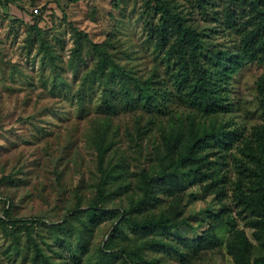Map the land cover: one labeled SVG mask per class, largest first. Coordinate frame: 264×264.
Wrapping results in <instances>:
<instances>
[{"label":"trees","instance_id":"trees-1","mask_svg":"<svg viewBox=\"0 0 264 264\" xmlns=\"http://www.w3.org/2000/svg\"><path fill=\"white\" fill-rule=\"evenodd\" d=\"M144 4L143 31L157 61L146 75L121 63L116 32L94 42L70 28L65 59L39 27L42 11L26 22L0 9L25 29L27 54L47 60L49 93L59 87L71 95L95 153L92 183L74 189L71 199L58 195L63 211L56 221L13 217L12 197L2 199L0 228L12 243L0 264L12 255L20 264H198L221 247V228L228 229L224 248L233 264H264V0H188L187 11L173 0ZM196 9L212 27L196 23ZM251 67L261 70L252 111L232 88ZM122 116H131L151 141L149 164L140 170L117 148L113 120ZM74 133L59 147L64 157L52 168L50 186L60 185L58 167L66 171L69 160L76 162ZM194 187L219 207L205 222L187 212ZM198 226V235L188 232Z\"/></svg>","mask_w":264,"mask_h":264},{"label":"rangeland","instance_id":"rangeland-1","mask_svg":"<svg viewBox=\"0 0 264 264\" xmlns=\"http://www.w3.org/2000/svg\"><path fill=\"white\" fill-rule=\"evenodd\" d=\"M0 1L3 13L26 22L30 21L31 12L42 11L39 27L49 31L50 39L65 59L72 47L70 28L75 27L87 33L94 42L116 32L122 45L120 62L134 67L141 74L146 75L157 62L143 31V24L149 19L144 13L145 0H15L7 7H4L5 0ZM173 3L177 9L188 10V0H173ZM193 18L201 27L213 26L203 22L197 9L193 10ZM25 35L21 25L0 15V217L3 216L2 199L11 196L13 217L56 221L63 211L58 195L64 194L65 198L71 199L74 189L84 191L92 183L95 153L82 130L86 126L85 119L78 117L71 95L64 90L61 92L59 87L54 95L49 93V64L40 56L27 54ZM260 73V69L251 67L232 82L233 98L241 100L242 106L251 111L254 81ZM62 76L71 82L69 70H62ZM98 95L97 91L92 96V110ZM92 110H88L89 113ZM133 121L131 116L118 117L113 120V127L117 133V148L130 157L132 170H140L149 164L152 145ZM76 128L78 133H74L73 151L76 162L69 160L66 171L62 166L58 167V172L63 174L60 185L50 186L52 168L58 159L64 157L58 153L59 147L64 144L66 134ZM13 176L15 179L11 178ZM7 178L9 181L11 178L12 185L8 184ZM188 193L192 197L186 202V208L193 217L205 222L207 213L219 211L214 199L202 195L197 187L189 189ZM192 225L196 226L197 221ZM38 229L35 236L40 234ZM202 229L198 226L194 232H188L196 236ZM103 233L100 232V237ZM227 233L226 228L218 230L221 247L202 254L198 264H233L224 248ZM246 233L251 238V231L246 229ZM11 243L0 228V255ZM1 258L4 262L1 264L21 262L15 255L9 260L4 256Z\"/></svg>","mask_w":264,"mask_h":264}]
</instances>
